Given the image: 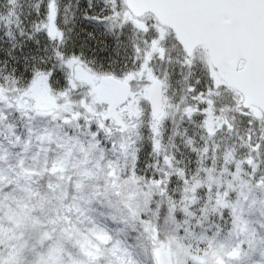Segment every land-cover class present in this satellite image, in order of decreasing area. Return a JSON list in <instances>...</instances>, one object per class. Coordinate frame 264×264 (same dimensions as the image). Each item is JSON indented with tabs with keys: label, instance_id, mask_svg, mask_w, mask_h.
<instances>
[{
	"label": "snow or ice",
	"instance_id": "obj_1",
	"mask_svg": "<svg viewBox=\"0 0 264 264\" xmlns=\"http://www.w3.org/2000/svg\"><path fill=\"white\" fill-rule=\"evenodd\" d=\"M0 264H264V0H0Z\"/></svg>",
	"mask_w": 264,
	"mask_h": 264
}]
</instances>
